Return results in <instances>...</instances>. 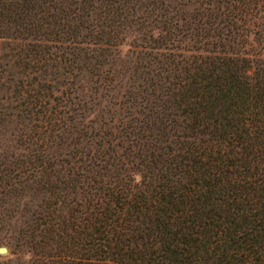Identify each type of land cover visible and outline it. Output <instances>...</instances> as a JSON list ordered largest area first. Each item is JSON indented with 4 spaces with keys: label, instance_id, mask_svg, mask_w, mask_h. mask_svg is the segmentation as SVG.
Here are the masks:
<instances>
[{
    "label": "trees",
    "instance_id": "1",
    "mask_svg": "<svg viewBox=\"0 0 264 264\" xmlns=\"http://www.w3.org/2000/svg\"><path fill=\"white\" fill-rule=\"evenodd\" d=\"M0 264H264V0H0Z\"/></svg>",
    "mask_w": 264,
    "mask_h": 264
},
{
    "label": "rangeland",
    "instance_id": "2",
    "mask_svg": "<svg viewBox=\"0 0 264 264\" xmlns=\"http://www.w3.org/2000/svg\"><path fill=\"white\" fill-rule=\"evenodd\" d=\"M12 223H10L9 225H7L6 223L4 222H1L0 221V246H3L6 248V253L5 254H0V257H9L10 254H9V250H10V245L8 243V233H5V228H12Z\"/></svg>",
    "mask_w": 264,
    "mask_h": 264
},
{
    "label": "water",
    "instance_id": "3",
    "mask_svg": "<svg viewBox=\"0 0 264 264\" xmlns=\"http://www.w3.org/2000/svg\"><path fill=\"white\" fill-rule=\"evenodd\" d=\"M6 253V248L3 246H0V254H5Z\"/></svg>",
    "mask_w": 264,
    "mask_h": 264
}]
</instances>
